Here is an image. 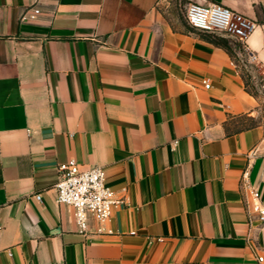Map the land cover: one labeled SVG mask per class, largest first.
I'll return each instance as SVG.
<instances>
[{
    "label": "crops",
    "instance_id": "0c3cea01",
    "mask_svg": "<svg viewBox=\"0 0 264 264\" xmlns=\"http://www.w3.org/2000/svg\"><path fill=\"white\" fill-rule=\"evenodd\" d=\"M191 1L257 20V59L204 38ZM71 158L105 168L113 232L58 203ZM257 202L264 0H0V264H264Z\"/></svg>",
    "mask_w": 264,
    "mask_h": 264
},
{
    "label": "built area",
    "instance_id": "2783aa9c",
    "mask_svg": "<svg viewBox=\"0 0 264 264\" xmlns=\"http://www.w3.org/2000/svg\"><path fill=\"white\" fill-rule=\"evenodd\" d=\"M39 11L38 8L34 9L30 18L34 19ZM185 16L192 27L231 38L251 54L252 60L257 59L249 45L250 37L259 26L257 20L218 2L203 4L191 1L186 5ZM204 85L210 88V79H205ZM58 172L59 179L55 185L57 201L73 208L78 230L88 234L91 232V221L94 220L97 224L95 232H113L107 223L112 217L114 206L122 200L108 184L105 168L101 164H81L71 158L59 164ZM252 194L259 198L257 190H252ZM36 198L41 200V193H37ZM254 210L264 220V206L257 202ZM259 260L263 261L264 257L260 256Z\"/></svg>",
    "mask_w": 264,
    "mask_h": 264
},
{
    "label": "trees",
    "instance_id": "16d2710c",
    "mask_svg": "<svg viewBox=\"0 0 264 264\" xmlns=\"http://www.w3.org/2000/svg\"><path fill=\"white\" fill-rule=\"evenodd\" d=\"M201 34L203 35L204 38H206L210 42H213L216 45L224 46L230 49L228 38L215 34V33L206 32V31H201Z\"/></svg>",
    "mask_w": 264,
    "mask_h": 264
},
{
    "label": "rangeland",
    "instance_id": "374dc122",
    "mask_svg": "<svg viewBox=\"0 0 264 264\" xmlns=\"http://www.w3.org/2000/svg\"><path fill=\"white\" fill-rule=\"evenodd\" d=\"M175 3V5L178 7V9L181 12V8L183 7V4L185 3V0H170Z\"/></svg>",
    "mask_w": 264,
    "mask_h": 264
}]
</instances>
